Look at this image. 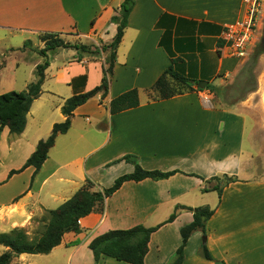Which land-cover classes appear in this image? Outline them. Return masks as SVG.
<instances>
[{
  "label": "crops",
  "instance_id": "crops-1",
  "mask_svg": "<svg viewBox=\"0 0 264 264\" xmlns=\"http://www.w3.org/2000/svg\"><path fill=\"white\" fill-rule=\"evenodd\" d=\"M123 2L0 0V49L25 50L29 42L41 50L45 43L38 37L44 33L58 34L71 44H109L118 28L111 19ZM244 15L242 0H135L117 49L109 93L104 98L98 94L74 111L69 131L57 137L34 186L28 187L33 166L11 177L10 172L25 164L54 124L65 121V101L99 86L107 67L108 52L80 58L76 49L61 48L49 54L42 94L31 106L24 132L8 147L3 138H11L9 129L0 135V220L11 228H26L70 199L87 180L93 191L109 188L134 171L133 163L119 161L133 155L146 170L177 173L162 180L125 182L106 199L103 212L80 220L82 232L65 233L61 244L43 256L63 257L65 264H129L107 256L96 262L90 242L110 230L160 225L178 205L209 206L214 214L206 233L191 235L183 264H264V92L259 88L228 104L225 78L236 64L228 62L224 77H219L225 60L236 58L228 55L223 29ZM65 50L72 54L64 56ZM171 57L180 59L175 69L197 82L214 83L217 89L149 101L148 90L171 65ZM6 65L0 60V77ZM134 88L140 92V105L112 114V99ZM6 157L11 164L18 158L20 162L1 167ZM224 175L237 181L219 196L213 188L224 183ZM22 176L28 179L24 187L6 198L4 189ZM192 221V212L179 210L173 222L152 233L144 264H171L182 242L181 229ZM203 243L212 260L201 256ZM33 256L15 259L37 264Z\"/></svg>",
  "mask_w": 264,
  "mask_h": 264
},
{
  "label": "trees",
  "instance_id": "trees-1",
  "mask_svg": "<svg viewBox=\"0 0 264 264\" xmlns=\"http://www.w3.org/2000/svg\"><path fill=\"white\" fill-rule=\"evenodd\" d=\"M134 4L135 0H124L118 15L113 16L111 19V22L118 26L115 37L111 43L100 47L67 43L58 34L54 33L39 35L41 41L45 43V47L40 51L45 60L36 67L37 80L29 84L25 91H9L0 94V135L4 128H8L10 134L14 136H19L24 132L31 106L34 100L42 94V86L46 77L45 72L50 65L49 53L52 54L61 48H74L81 58L83 55L99 57L102 52H108L107 67L103 69V78L99 86L88 92L75 94L65 101L62 106V113L66 117L65 121L54 124L50 136L46 140H41L23 167L19 170H12L9 177L33 166L35 168L32 176L33 182L47 159L50 149L55 145L57 137L69 131L74 111L100 93L102 98L107 96L116 63L117 49L123 39ZM262 54H264V41L256 45L242 76H251V72ZM178 60L180 59L171 57V65L148 90L149 101L165 100L185 93L204 90L196 84L194 79L175 69L174 65L179 62ZM210 85L211 83L206 89H209ZM226 90L227 88H224V91ZM211 91L213 92L214 89ZM250 91L255 90L251 89ZM139 105L140 92L137 88H134L112 99L110 111L112 114H117L136 108ZM121 160L133 163L135 166L134 171L120 176L111 187L99 191H93V183L87 180L70 199L58 208L46 211L39 221V223H42V229L33 233L34 235L29 234L24 228H14L8 233H0V246L8 249L0 255V264H10L13 257L22 254H49L61 244L65 233L82 232L80 220L94 212H103L106 199L118 191L125 182H140L145 179L162 180L177 173V171L146 170L139 165L137 157L133 155H127L119 161ZM215 179L220 180L219 178ZM223 179L224 183H218L213 188L219 196L222 195L225 186L237 181L236 178L227 175H224ZM179 210H188L193 213V221L181 229L182 242L176 251L174 261L171 263L183 264L185 247L191 235L198 230L203 231L204 234L206 233V224L214 214V210L209 206L191 208L178 205L166 222L155 227L137 225L130 229H115L105 232L94 238L89 244V249L93 252L95 261L98 262L102 256H107L129 264H144L152 233L165 223L173 222ZM200 253L205 259L212 260L205 243L202 244Z\"/></svg>",
  "mask_w": 264,
  "mask_h": 264
},
{
  "label": "rangeland",
  "instance_id": "rangeland-1",
  "mask_svg": "<svg viewBox=\"0 0 264 264\" xmlns=\"http://www.w3.org/2000/svg\"><path fill=\"white\" fill-rule=\"evenodd\" d=\"M39 40L40 37H38ZM264 41V6L263 10L261 13L260 17V23H259V28H258V39L255 42V44L252 46V49L250 51V54L244 58H234L233 60H225V66H223V71L219 73V77L223 78L224 77V72H225V67L226 64L229 63H234L236 64V69L234 73H232L229 77L225 78V85L227 90L225 91V101L228 104H231L233 102H236L237 100L244 98L247 96V94L251 93V89L257 90V89H262L264 92V54H262L251 72V76L246 77L242 76L245 68L248 66V63L250 62L251 55L256 47V45L260 42ZM73 44V43H72ZM80 44V43H77ZM14 47L18 45L17 41L13 42ZM33 43H25V50L24 49H12V50H2L0 49V60L5 61L7 63L5 70H3V75L0 77V83H1V88H0V94L9 92V91H25L27 88L26 86L33 83L36 78H37V72H36V65L37 63H43L44 62V56L40 53L39 47L40 46H33ZM23 46V45H22ZM72 51L65 50L62 52V54L65 56L71 55ZM2 53L5 55V57H2ZM51 54V53H49ZM60 56L59 59L60 61L63 59L64 56ZM16 63L19 65L16 66ZM208 82V81H207ZM199 81H196V84L198 85ZM214 83H211L209 89H214L216 90L217 87L214 86ZM28 87V86H27ZM94 108V107H93ZM92 120V118L90 117ZM16 136L12 135L11 138H3V141L5 140V144L8 147V144L15 140ZM6 161H3L1 163V167H7L8 165L12 166H17L20 162V159L18 158L17 160L13 161L12 164L10 162V158L6 157ZM24 165V164H23ZM21 164L19 169L23 167ZM12 169H17V168H11ZM17 169V170H19ZM9 170V171H10ZM27 176H22L20 178H16L15 181L13 182V185L15 186V189L13 187H9L8 190L7 188L4 189V196L6 198L13 197L15 193H17L19 190H21L24 187V182L27 181L28 179L26 178ZM35 180V179H34ZM34 181L32 182V178L27 183L28 187L30 185L34 186ZM2 185H0L1 187ZM13 190V191H9ZM43 217V216H42ZM42 217H37L33 219V222L31 223L30 226L24 228L28 231L29 234H33L36 231H40L42 229L41 225L42 223H39ZM9 222L7 220H0V233L3 231H7L9 229H14L11 228V224H8ZM15 228H23V227H15ZM11 230L7 231L6 233L10 232ZM5 233V232H4ZM34 235V234H33ZM8 251L7 248L4 246H0V255H2L4 252ZM34 261L37 264H65L64 258L63 257H58L56 259H53V256H43V255H35L33 256ZM31 259V258H30ZM16 259L15 257L12 258L10 264H20L19 262H15Z\"/></svg>",
  "mask_w": 264,
  "mask_h": 264
},
{
  "label": "built area",
  "instance_id": "built-area-1",
  "mask_svg": "<svg viewBox=\"0 0 264 264\" xmlns=\"http://www.w3.org/2000/svg\"><path fill=\"white\" fill-rule=\"evenodd\" d=\"M245 15L235 23L226 25L222 38L230 57L244 58L250 54L252 46L258 39L260 17L264 0H242ZM208 101V97L204 98Z\"/></svg>",
  "mask_w": 264,
  "mask_h": 264
},
{
  "label": "water",
  "instance_id": "water-1",
  "mask_svg": "<svg viewBox=\"0 0 264 264\" xmlns=\"http://www.w3.org/2000/svg\"><path fill=\"white\" fill-rule=\"evenodd\" d=\"M208 85H209V82H207V81H201V82L198 83V86L201 89H206Z\"/></svg>",
  "mask_w": 264,
  "mask_h": 264
}]
</instances>
